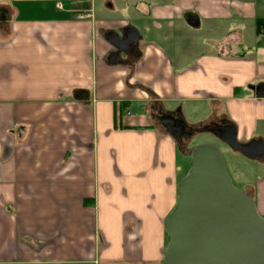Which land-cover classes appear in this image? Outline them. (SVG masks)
Wrapping results in <instances>:
<instances>
[{"label":"crops","instance_id":"1","mask_svg":"<svg viewBox=\"0 0 264 264\" xmlns=\"http://www.w3.org/2000/svg\"><path fill=\"white\" fill-rule=\"evenodd\" d=\"M203 109L264 141V0H0V264H162L184 178L157 117Z\"/></svg>","mask_w":264,"mask_h":264},{"label":"water","instance_id":"2","mask_svg":"<svg viewBox=\"0 0 264 264\" xmlns=\"http://www.w3.org/2000/svg\"><path fill=\"white\" fill-rule=\"evenodd\" d=\"M105 38L116 52L130 54L140 38L135 29ZM177 118H174V115ZM158 118L175 138L184 122L181 110ZM196 133H212L234 153L260 162L264 141L241 143L230 124L203 127ZM179 198L165 223L167 248L162 264H264V218L249 192L236 188L227 172L220 147L199 144L192 149L190 170L179 185Z\"/></svg>","mask_w":264,"mask_h":264},{"label":"rangeland","instance_id":"3","mask_svg":"<svg viewBox=\"0 0 264 264\" xmlns=\"http://www.w3.org/2000/svg\"><path fill=\"white\" fill-rule=\"evenodd\" d=\"M203 110L204 111H198L195 114L188 116L189 121L192 123H198L193 125L194 129L203 128L206 124L204 122L207 121L210 111H207L206 109ZM199 144H213L220 147L225 159L227 172L236 188L244 191L248 190H246L245 184L237 180L236 175H240L245 183L248 180L256 181V179L259 177L264 178V169H262L263 171H259V167L253 168L255 165L251 166V163H253L252 161L243 158L242 156L235 155L232 151L223 147L218 138L207 133H196L193 137H191V140L185 146L179 148V160L182 169V178H184L189 171L192 160V149L194 146ZM261 163H264V159L261 161Z\"/></svg>","mask_w":264,"mask_h":264},{"label":"flooded vegetation","instance_id":"4","mask_svg":"<svg viewBox=\"0 0 264 264\" xmlns=\"http://www.w3.org/2000/svg\"><path fill=\"white\" fill-rule=\"evenodd\" d=\"M163 115V114H162ZM161 114L157 117L160 118ZM174 118H177V115H174ZM207 128H212L213 125L206 126ZM196 134V129L188 127L186 124L181 125V130L179 134L175 137V140L179 146V148H182L185 146L190 140L191 137H193Z\"/></svg>","mask_w":264,"mask_h":264},{"label":"built area","instance_id":"5","mask_svg":"<svg viewBox=\"0 0 264 264\" xmlns=\"http://www.w3.org/2000/svg\"><path fill=\"white\" fill-rule=\"evenodd\" d=\"M90 16L89 15H87V14H85V13H81V14H79L78 16H77V18L79 19V20H84V19H87V18H89Z\"/></svg>","mask_w":264,"mask_h":264},{"label":"trees","instance_id":"6","mask_svg":"<svg viewBox=\"0 0 264 264\" xmlns=\"http://www.w3.org/2000/svg\"><path fill=\"white\" fill-rule=\"evenodd\" d=\"M190 165H191V163H190ZM189 170H190V168H189Z\"/></svg>","mask_w":264,"mask_h":264}]
</instances>
